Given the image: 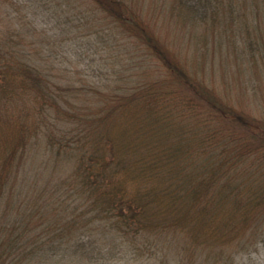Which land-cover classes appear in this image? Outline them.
<instances>
[{
    "label": "trees",
    "instance_id": "16d2710c",
    "mask_svg": "<svg viewBox=\"0 0 264 264\" xmlns=\"http://www.w3.org/2000/svg\"><path fill=\"white\" fill-rule=\"evenodd\" d=\"M90 1L127 50L107 84L0 44V264H241L264 246V121L161 43L141 0ZM157 1L191 33L228 3ZM234 4L262 34L264 0ZM31 159L63 174L40 186Z\"/></svg>",
    "mask_w": 264,
    "mask_h": 264
},
{
    "label": "rangeland",
    "instance_id": "374dc122",
    "mask_svg": "<svg viewBox=\"0 0 264 264\" xmlns=\"http://www.w3.org/2000/svg\"><path fill=\"white\" fill-rule=\"evenodd\" d=\"M237 2L244 0L216 6L215 20L191 33L192 28L169 6L157 0L139 1L160 42L190 71L235 109L264 121V32L250 35L240 28L232 14ZM112 25L90 0H0V44L7 39L14 48L32 54L36 65L61 77L59 82L76 87L107 84L113 70L126 66V46ZM146 63L148 69L156 67L150 58ZM38 160L29 161L36 171L32 180L40 186L63 174L54 166L44 168ZM19 179L25 188L19 197L27 202V179ZM240 263L264 264V246Z\"/></svg>",
    "mask_w": 264,
    "mask_h": 264
}]
</instances>
